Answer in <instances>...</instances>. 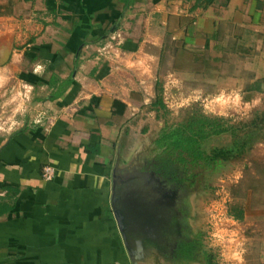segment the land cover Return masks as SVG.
<instances>
[{
    "label": "crops",
    "instance_id": "1",
    "mask_svg": "<svg viewBox=\"0 0 264 264\" xmlns=\"http://www.w3.org/2000/svg\"><path fill=\"white\" fill-rule=\"evenodd\" d=\"M184 90L264 100V0H0V264H132L116 156ZM257 226L239 264H264Z\"/></svg>",
    "mask_w": 264,
    "mask_h": 264
},
{
    "label": "rangeland",
    "instance_id": "2",
    "mask_svg": "<svg viewBox=\"0 0 264 264\" xmlns=\"http://www.w3.org/2000/svg\"><path fill=\"white\" fill-rule=\"evenodd\" d=\"M183 93L184 98L178 103L155 105L148 121L137 126L131 140L121 145L116 156V184L121 187L119 177L149 173L157 163L152 159L153 153L168 145H179L189 161L197 150L206 156L218 149L238 153L235 159L188 163L194 174L187 195L190 226L200 246L196 264H220L219 249L212 247L210 235L218 227L212 222L219 224L218 211L223 206L229 213L241 212V219L234 218V231L245 240L258 222L264 225V100L248 104L240 93L222 92L211 98L202 97L198 91ZM13 115L9 111L7 116ZM205 120L213 126L220 125L219 130L226 132L216 135L211 127L201 129V121ZM157 264L171 263L158 260Z\"/></svg>",
    "mask_w": 264,
    "mask_h": 264
},
{
    "label": "flooded vegetation",
    "instance_id": "3",
    "mask_svg": "<svg viewBox=\"0 0 264 264\" xmlns=\"http://www.w3.org/2000/svg\"><path fill=\"white\" fill-rule=\"evenodd\" d=\"M155 165L160 166L159 163ZM163 173L154 167L149 173L141 176L119 177L121 187L131 186L135 191L138 188L145 189L146 193L143 194L148 196L144 202L137 201V205L145 207L144 210L139 209L140 214L148 218L137 225L138 231H144L145 235L149 236L145 241L148 248L145 258L151 259L150 248L154 244H161L165 248L158 251L161 262L167 260L171 264H183L184 254L190 249H195L194 257L198 260L200 246L190 226L187 199L189 184L182 182L180 178Z\"/></svg>",
    "mask_w": 264,
    "mask_h": 264
},
{
    "label": "water",
    "instance_id": "4",
    "mask_svg": "<svg viewBox=\"0 0 264 264\" xmlns=\"http://www.w3.org/2000/svg\"><path fill=\"white\" fill-rule=\"evenodd\" d=\"M114 178H116V174ZM136 193L141 195H136ZM143 193H146L145 189L138 188L135 191L131 186L118 187L114 181L112 209L132 264H140L145 259L148 249L145 241L149 236H146L144 231L137 230V225L148 219L147 216L145 217L139 212V209H145L144 205H137V201L144 202L148 198ZM150 249L160 251L165 248L161 244H154Z\"/></svg>",
    "mask_w": 264,
    "mask_h": 264
},
{
    "label": "trees",
    "instance_id": "5",
    "mask_svg": "<svg viewBox=\"0 0 264 264\" xmlns=\"http://www.w3.org/2000/svg\"><path fill=\"white\" fill-rule=\"evenodd\" d=\"M204 123L203 128H209L211 127L212 129H214V133L216 135L218 134H222L224 132H226V129H222L219 130L221 128L220 125H211L209 124V121H201ZM206 136H203L202 138L204 139ZM154 155H152V159L154 161H157V163H159V167L154 166L155 168H157V170L160 173H167L175 178H180L181 181L183 182H187L189 184V186H192V182L190 181L191 178L194 177V174L191 173V169L188 167V163H195L199 160H203V161H218L220 159L222 160H230V159H235L238 157V153H236L234 150L232 149H218L215 150L213 152V154L211 156H206L204 155L205 153L197 150L196 154L191 156V161H189L187 158H185L180 150V146L179 145H168L166 149L163 150H158L156 153H153ZM163 173V174H164ZM230 214L236 218V219H241V212L240 215H235L232 214V212L230 211ZM195 254V249H190V251L186 252L184 254L183 257V264H193L196 263L198 260L194 257Z\"/></svg>",
    "mask_w": 264,
    "mask_h": 264
},
{
    "label": "built area",
    "instance_id": "6",
    "mask_svg": "<svg viewBox=\"0 0 264 264\" xmlns=\"http://www.w3.org/2000/svg\"><path fill=\"white\" fill-rule=\"evenodd\" d=\"M54 119L48 117L45 113L36 111L34 115L33 123L37 125H47L52 126ZM54 176V170L52 167L48 166L43 169L42 177L45 180H51ZM218 221L212 225L217 228H214V232L211 233L210 240L212 247L219 249V258L221 260L220 264H239L238 258H240L245 251V238L241 236L240 232L234 231L235 219L229 213L226 207H222L218 211ZM214 221V220H213ZM226 223H225V222ZM225 223V224H224ZM231 255L233 257H231Z\"/></svg>",
    "mask_w": 264,
    "mask_h": 264
}]
</instances>
